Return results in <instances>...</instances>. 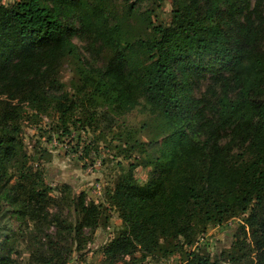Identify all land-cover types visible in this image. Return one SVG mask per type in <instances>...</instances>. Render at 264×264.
Returning <instances> with one entry per match:
<instances>
[{
  "label": "trees",
  "instance_id": "obj_1",
  "mask_svg": "<svg viewBox=\"0 0 264 264\" xmlns=\"http://www.w3.org/2000/svg\"><path fill=\"white\" fill-rule=\"evenodd\" d=\"M152 15L119 13L112 0L0 2V207L6 202L40 226L50 206L67 203L77 220L54 222L76 242L102 223L103 206L75 195L71 182L52 196L23 145L24 119L52 106L69 131L82 105L61 81L72 62L74 89L89 107L121 115L139 109L147 118L141 128L156 127L150 144L161 141L159 156L144 162L152 169L145 185L132 164L107 193L122 221L105 248L109 263L137 253L138 261L168 258L210 225L248 214L240 228L255 256L247 263L264 264V0H178L169 25L154 24ZM75 37L102 64L83 60ZM240 235L224 253L231 264H244ZM11 251L0 244V264H10Z\"/></svg>",
  "mask_w": 264,
  "mask_h": 264
},
{
  "label": "rangeland",
  "instance_id": "obj_2",
  "mask_svg": "<svg viewBox=\"0 0 264 264\" xmlns=\"http://www.w3.org/2000/svg\"><path fill=\"white\" fill-rule=\"evenodd\" d=\"M0 2L12 6L17 0ZM112 5L119 13L133 8V12L140 14L149 9L153 12L151 20L154 24L169 25L178 0H112ZM139 23L144 24V21L140 18ZM74 43L83 60L93 65L102 64L99 57L85 49L87 43L84 39L75 37ZM61 81L64 90L82 104L81 109L69 118V131L64 133L61 114L52 106L46 114L24 119L23 145L30 164L35 167L39 164L45 173L47 183L54 189L52 196L60 197L63 184L71 182L75 195L84 193L87 201L103 206L102 223L93 233L84 230L76 242L65 229L58 230V222H54L59 216L69 224L77 220L69 204L62 202L59 207L50 206L51 216L48 215L43 225L36 226L33 222L20 220L13 208L3 202L0 207V244L7 242L8 249H12L10 264H110L105 248L122 229V221L119 213L108 204L107 193L114 189L117 178L132 164H139L134 175L139 184L145 185L152 169L145 167L144 162L160 154L161 141L150 144L156 136V127L141 128L147 121L141 110L121 115L112 113L105 106L89 107L74 89L77 77L72 62L65 63ZM207 84L208 81L203 82L202 91ZM24 111L28 116L32 114L27 107ZM247 216L243 214L222 225H210L193 246L168 258L148 257L138 261L141 254L137 253L136 259L127 257L116 264H197L192 262L191 253L198 254L208 264H231L224 253L232 250L240 234L239 242L245 244L240 256H246L244 264H248L255 254H252L250 238L243 239L245 235L240 228Z\"/></svg>",
  "mask_w": 264,
  "mask_h": 264
}]
</instances>
